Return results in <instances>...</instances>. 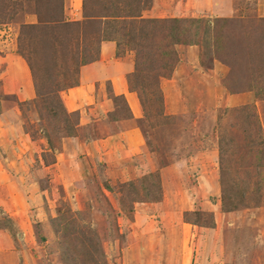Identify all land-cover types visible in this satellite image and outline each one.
I'll use <instances>...</instances> for the list:
<instances>
[{
    "label": "rangeland",
    "instance_id": "obj_1",
    "mask_svg": "<svg viewBox=\"0 0 264 264\" xmlns=\"http://www.w3.org/2000/svg\"><path fill=\"white\" fill-rule=\"evenodd\" d=\"M0 112V264H264V0H0Z\"/></svg>",
    "mask_w": 264,
    "mask_h": 264
},
{
    "label": "crops",
    "instance_id": "obj_2",
    "mask_svg": "<svg viewBox=\"0 0 264 264\" xmlns=\"http://www.w3.org/2000/svg\"><path fill=\"white\" fill-rule=\"evenodd\" d=\"M97 57L96 59H93L91 62L87 63L85 66L82 65V70H85L87 73L84 74V76L82 77V81L84 82L83 84L80 85V87H74L70 90V92L73 93H80L82 91L87 90L88 94H90L92 91H98L99 94H105L104 91V84L105 81H107L108 79L112 78L114 81L112 82L113 86L117 85V91H123L125 92V84L123 85L122 82H119V75L116 73L115 69H113V67H111L112 63H116L115 61L118 59H114L116 56V44L112 43V41L110 42H100L98 45V49H97ZM10 51V50H9ZM12 57V60H9V57ZM121 61L120 59L117 60V62ZM112 69V71H111ZM18 70L17 68V62L14 59V55L11 53H9L8 55V60H7V66L4 68V75H6L8 77L9 83L11 84V75H15L16 71ZM11 76V77H9ZM17 76V75H16ZM6 78V77H4ZM123 80V78H121ZM13 82L19 86V95L21 96L20 99H25L24 97H29L33 95V92L31 88H29V86L26 84V82H19L17 80H13ZM10 84L9 86H7V83H4V91L5 94H12L14 92V90H12L10 88ZM96 84H100V86L98 87V89H95V85ZM8 92V93H7ZM32 92V94H31ZM29 94V95H28ZM31 94V95H30ZM84 97H88L87 94L84 95H78L75 96V99L79 98H84ZM26 100V99H25ZM99 104H102L101 102L97 101ZM67 103L70 104V106H75V102L71 101V98L69 97L67 100ZM103 105V104H102ZM106 105H109L108 103ZM112 106H108L106 109L110 110ZM3 110V106L1 107ZM82 112V110H81ZM9 113L7 114H2L0 112V136H7V134H11L13 132V130H15L14 124L12 123L13 121H10V117L12 116L11 114H9L10 116H8ZM106 116V115H105ZM111 121H113V118H111ZM110 121V122H111ZM76 139V135L74 132V136L72 137H67L66 142L64 143V146H67V149H71V143L69 142L71 139ZM85 147L88 148V151L91 149L93 150V148H89L90 144L89 143H83ZM83 144L80 143H76V148L80 149L83 147ZM89 153V152H88ZM64 166V165H63ZM66 169H69V164L66 163L65 165ZM70 170V169H69ZM153 204V203H152ZM142 205H148V204H142ZM4 232L0 231V236L4 237L5 235H3Z\"/></svg>",
    "mask_w": 264,
    "mask_h": 264
},
{
    "label": "trees",
    "instance_id": "obj_3",
    "mask_svg": "<svg viewBox=\"0 0 264 264\" xmlns=\"http://www.w3.org/2000/svg\"><path fill=\"white\" fill-rule=\"evenodd\" d=\"M95 14L93 13L92 16H94ZM84 16L87 17V15L84 14ZM130 17H134V15H128L126 14L125 17L121 16V15H118V14H115V13H112V14H109L106 16V19L104 18V16H102V19H105L104 21H106L105 23H107V26L108 24H110L109 26L112 27L113 26V22H116V21H124L125 19H127L126 21H128V19H130ZM131 20V19H130ZM111 21V22H110ZM113 23V24H111ZM121 23V22H120ZM115 25V24H114ZM45 82V81H44ZM76 85V84H75ZM73 87V86H71ZM70 88V87H69ZM69 137H72L74 136V131L73 130H70V133L67 134Z\"/></svg>",
    "mask_w": 264,
    "mask_h": 264
}]
</instances>
